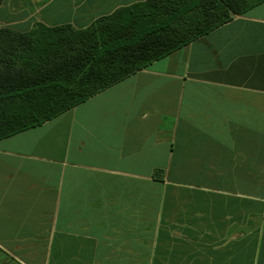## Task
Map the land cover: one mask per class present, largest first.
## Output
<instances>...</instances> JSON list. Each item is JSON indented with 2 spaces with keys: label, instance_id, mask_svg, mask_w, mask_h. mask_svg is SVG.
<instances>
[{
  "label": "crops",
  "instance_id": "1",
  "mask_svg": "<svg viewBox=\"0 0 264 264\" xmlns=\"http://www.w3.org/2000/svg\"><path fill=\"white\" fill-rule=\"evenodd\" d=\"M145 0H2L84 29ZM0 264H264V0L0 138Z\"/></svg>",
  "mask_w": 264,
  "mask_h": 264
},
{
  "label": "trees",
  "instance_id": "2",
  "mask_svg": "<svg viewBox=\"0 0 264 264\" xmlns=\"http://www.w3.org/2000/svg\"><path fill=\"white\" fill-rule=\"evenodd\" d=\"M261 1L145 0L80 30L0 27V138L50 119Z\"/></svg>",
  "mask_w": 264,
  "mask_h": 264
}]
</instances>
